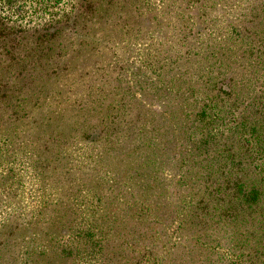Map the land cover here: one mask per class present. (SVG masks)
<instances>
[{
	"label": "trees",
	"instance_id": "trees-1",
	"mask_svg": "<svg viewBox=\"0 0 264 264\" xmlns=\"http://www.w3.org/2000/svg\"><path fill=\"white\" fill-rule=\"evenodd\" d=\"M187 1L166 9L178 21L148 49L139 87L121 74L115 97L104 93L109 114L90 146L106 141L123 163L103 171L111 183L99 196L85 192L90 170L74 169L75 138L59 146V131L20 135L39 106L33 94H20V80L37 69L56 74L49 70L55 56L67 55L60 50L68 22L56 27L52 12L61 0L34 7L50 15L45 33L28 34L0 13V164L12 177L29 160L45 191L39 219L26 227L35 233L21 241L4 236L22 264H264V0ZM145 3L140 8L155 13ZM115 5L104 1L100 9L87 0L76 23L110 17ZM118 18L106 23L127 31ZM43 120L47 126L51 118ZM8 188L0 184V204Z\"/></svg>",
	"mask_w": 264,
	"mask_h": 264
},
{
	"label": "rangeland",
	"instance_id": "rangeland-1",
	"mask_svg": "<svg viewBox=\"0 0 264 264\" xmlns=\"http://www.w3.org/2000/svg\"><path fill=\"white\" fill-rule=\"evenodd\" d=\"M40 1L4 0L0 2V13L12 17L17 24L22 22L26 31L29 30L28 34L45 33L48 31L46 28L50 26V15L39 6L35 13L34 7ZM86 1L61 0L60 7L52 11L55 22H58L56 27L61 23L64 24L66 20L68 22L67 37L61 44V47L66 48L60 50L67 55L55 56V65H51L49 70L56 71V74L43 76L42 73L38 74L41 70L37 69L31 78L20 80L25 83L20 94L22 96L33 94V100L39 102L31 125L26 127L20 135L36 138L42 135V131L44 135L59 131L62 133L59 146L62 143L66 144L67 142H64L68 141L66 139L69 136L70 140L75 138V141H71L75 143V147L71 148L74 169L81 171L79 168L82 167L86 172L90 170L88 183L84 187L85 192L87 195L99 196L104 195L111 183L108 175L103 171L108 167L118 171L119 165L123 163L119 161L122 156L121 151L116 148L109 152L105 140L97 146H90L91 142L97 141L96 138L103 132V119L109 114V108H107L109 101L104 99V93L107 92L109 98L115 97L111 89L118 84L116 79L121 74L124 82H129L131 87H139V79L142 76L140 68L143 61L149 57L148 49L153 47L156 39L161 42L166 41L170 36L168 22L178 21V14L173 15L166 9L169 10L171 4L177 9L180 4L178 2L185 5L188 1L175 0L176 3L173 4V0H153V5L143 0L139 5V0H113L117 8L110 13V17L104 19L102 13V17L100 15L95 17L96 22L76 23L78 15L81 14L79 8ZM89 1L97 4L101 9L103 2L108 0ZM144 3L147 7L154 8L155 13L150 14L145 8H140ZM111 15L120 17L117 22L121 26L128 27L127 31L120 26L115 28L108 25L106 21H111ZM125 33L127 35L122 36ZM16 52L24 55L25 46H18ZM20 63L24 64V61ZM16 69L20 70V65ZM137 90L138 97L142 95V92L138 88ZM46 116L51 120L47 126H43V118ZM39 144L42 145L43 140H40ZM56 147L54 144L48 154L55 151ZM19 164L22 167H15L14 172L11 173L16 176L12 177L7 175L5 166L7 163L0 164V184L11 188H8L9 199L2 200L0 204V264L24 262L18 259L3 242L4 236L12 233L13 238L21 241L35 233L33 228L26 227L30 221L39 219L34 214L41 209L42 194L44 196L45 192L44 190L42 192L37 181L36 171H29V160H21ZM77 174L80 173L77 172ZM77 177L76 186L79 188L81 178L79 175ZM11 185L17 187L13 188ZM54 185L55 183L50 184L56 192ZM12 201L18 202L19 206L11 205ZM12 220L16 223L11 222ZM20 249L24 251L23 247Z\"/></svg>",
	"mask_w": 264,
	"mask_h": 264
}]
</instances>
